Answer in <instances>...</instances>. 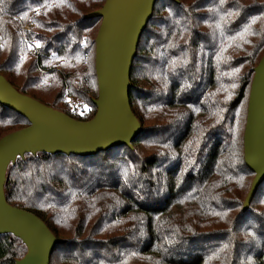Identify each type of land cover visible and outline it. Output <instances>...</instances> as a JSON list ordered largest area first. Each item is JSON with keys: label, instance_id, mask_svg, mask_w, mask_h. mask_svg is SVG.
Returning a JSON list of instances; mask_svg holds the SVG:
<instances>
[{"label": "trees", "instance_id": "16d2710c", "mask_svg": "<svg viewBox=\"0 0 264 264\" xmlns=\"http://www.w3.org/2000/svg\"><path fill=\"white\" fill-rule=\"evenodd\" d=\"M104 1L0 0V74L90 119L100 17L84 15ZM263 53L264 0H158L130 70L142 128L131 146L90 157L26 153L8 166V203L62 240L48 264H264V180L243 209L254 176L243 130ZM26 125L0 104V138ZM25 252L18 237L0 235V264Z\"/></svg>", "mask_w": 264, "mask_h": 264}, {"label": "water", "instance_id": "95a60500", "mask_svg": "<svg viewBox=\"0 0 264 264\" xmlns=\"http://www.w3.org/2000/svg\"><path fill=\"white\" fill-rule=\"evenodd\" d=\"M158 0H105L84 15L100 17L94 38L97 97L95 114L79 120L20 92L0 74V104L21 114L28 125L0 138V235L11 233L25 245L13 264H48L57 238L33 212L8 203L4 184L10 164L26 153L90 157L112 147L131 146L142 130L131 110L130 70L140 36ZM243 158L254 173L243 201L248 208L264 180V53L254 67L243 130Z\"/></svg>", "mask_w": 264, "mask_h": 264}, {"label": "built area", "instance_id": "2783aa9c", "mask_svg": "<svg viewBox=\"0 0 264 264\" xmlns=\"http://www.w3.org/2000/svg\"><path fill=\"white\" fill-rule=\"evenodd\" d=\"M32 26H33L32 20H30L29 22H27L25 24H21V28H22L23 31L29 30L30 27H32ZM23 40L27 42L28 47L30 49H35L36 53H37V49H36L37 48V46H36L37 45V41H29V40H27V37L25 35L23 37ZM78 109H79L78 105H73V111H78Z\"/></svg>", "mask_w": 264, "mask_h": 264}, {"label": "rangeland", "instance_id": "374dc122", "mask_svg": "<svg viewBox=\"0 0 264 264\" xmlns=\"http://www.w3.org/2000/svg\"><path fill=\"white\" fill-rule=\"evenodd\" d=\"M20 29H21V32H22V34L24 33V31L22 30V28H21V23H20Z\"/></svg>", "mask_w": 264, "mask_h": 264}, {"label": "snow or ice", "instance_id": "6c2138e0", "mask_svg": "<svg viewBox=\"0 0 264 264\" xmlns=\"http://www.w3.org/2000/svg\"><path fill=\"white\" fill-rule=\"evenodd\" d=\"M38 48L40 47V45H39V43H37V45H36Z\"/></svg>", "mask_w": 264, "mask_h": 264}]
</instances>
